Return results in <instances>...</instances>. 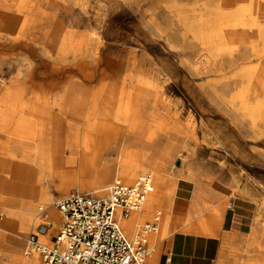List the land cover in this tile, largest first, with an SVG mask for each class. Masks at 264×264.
<instances>
[{
    "label": "rangeland",
    "instance_id": "1",
    "mask_svg": "<svg viewBox=\"0 0 264 264\" xmlns=\"http://www.w3.org/2000/svg\"><path fill=\"white\" fill-rule=\"evenodd\" d=\"M203 1L0 0L12 21L10 29L0 30V101L7 95L15 105L9 115L12 125L0 124V142L49 153L66 129L79 136V152L64 158L73 161L61 167L51 161L42 174L52 208L72 192L94 193L79 190L78 184L85 185L112 164L116 134L138 140L154 137L157 161L151 168L167 174L166 191L173 190L178 173L198 168L193 182L200 190L216 181L230 188L226 203L241 196L251 202L264 243V109L248 119L237 103H231L243 86L236 73L245 61L238 59V53L198 64L201 49L188 24L204 12ZM168 4L175 11L167 10ZM259 19L264 15L260 13ZM224 35L227 39L233 34L224 30ZM120 94H142L134 117H115ZM255 95L248 101L264 104V94ZM0 110H6L1 102ZM11 161L14 168L15 162L27 164L21 156ZM23 175L32 176L30 171ZM11 177L6 186L12 183L14 189L15 171ZM7 203L0 202V208ZM146 203L147 197L140 209ZM34 213L41 216L37 208ZM155 216L159 212L152 210L134 226ZM174 217V222L186 220L178 208ZM38 226H26L23 236L0 232V248L14 244L19 261L27 259L25 240ZM164 228L161 221L157 235H167ZM153 237L148 236L149 247H154ZM42 242L48 244L50 239ZM156 253L155 249L149 254L147 264ZM29 256L41 264L38 255ZM0 264L15 260L0 257Z\"/></svg>",
    "mask_w": 264,
    "mask_h": 264
},
{
    "label": "bare ground",
    "instance_id": "2",
    "mask_svg": "<svg viewBox=\"0 0 264 264\" xmlns=\"http://www.w3.org/2000/svg\"><path fill=\"white\" fill-rule=\"evenodd\" d=\"M201 5L204 7V12L194 17L188 24V30L192 33L193 40L200 45L201 54L198 56V64L205 66L216 58H231L234 53H238V59L243 62L245 61L236 73L237 78L242 82L243 86L239 94H234L231 97V103L238 104L239 111L244 117L254 119L264 109V104L256 101L255 105H253L248 101L250 96L254 98L255 94H264V20L261 21L259 19L260 13L264 15V0H204ZM166 9L170 12L175 11L173 4H168ZM8 12L9 10L5 6L0 7V30L1 28L10 29L11 27L12 21H9ZM239 29L242 32L237 34V30ZM224 30H230L234 37L232 35L226 39ZM252 90H254V94H246ZM141 96L142 94H120L117 100L118 109L116 110L115 117L117 119H119L118 117L127 119L134 117L137 112H135L134 107L139 103ZM0 102L7 110H0V124L12 125L9 115L10 109L14 110L15 105L7 95L3 96ZM254 115L255 117H253ZM72 130L68 128L67 133H65V140L62 143L54 142L49 153L43 150L25 151L18 145L10 148L7 144L0 142V202H8L9 204H7H11L12 206L8 208V205H4L9 212L5 214L0 223V232L23 236L26 226L51 223L52 228L45 235L39 236L42 241L47 242L55 230H57L61 223V215L55 208L51 207L49 186L44 185L41 179L43 172L49 169L51 161L58 167L67 163V161L60 157L61 149L79 152V136L76 131ZM113 140L115 158L112 164L105 165L85 185L79 183L78 189L93 191L94 193L85 194L103 199L107 195V190L115 178L121 179L125 184H132L133 180H136L139 175H148L152 182V188L148 196H146L147 203L141 209L139 208L136 212L131 213L126 219H122L119 226L123 236L125 235L124 237L127 240L131 239V242H136L139 228L142 225L151 224L156 220L157 230L149 234L155 236L160 230L161 222L158 216L153 217L150 222L141 225L134 226V223L141 216L152 210L161 212L162 201L167 195V178L148 171L143 166L156 141L154 137H148L143 140L133 139L125 133L116 134ZM2 156L8 158H3ZM14 156L15 158L21 156L27 164L23 165L21 162H15L14 168L11 161ZM72 161L73 159L68 163ZM14 171L15 190L12 183L6 186L9 179L12 178L11 175ZM25 171H30L32 176L29 179L24 178L23 174ZM199 174L198 170L194 173L196 178H198ZM187 181L193 182L191 179ZM198 185L196 184L197 189L199 188ZM63 189L64 187L61 188V190ZM42 205L48 208V213L45 212L46 217L41 214V216H37L34 213L35 208L37 210H45ZM186 205L180 208L175 204L172 211L173 218L169 222L164 223V229L167 234L169 233V226L175 219V209L178 208L182 213H185ZM10 210H15V213H12ZM115 214L116 212H114ZM259 249L262 251V246H259ZM18 250V248L13 246H9L5 250L0 248V257H6L11 261L15 260V264H39L37 257L29 256L28 254H25V258L27 259L19 261V257L21 256ZM154 252L155 248L152 247L149 254L151 255ZM155 259V257L151 259L152 264H155Z\"/></svg>",
    "mask_w": 264,
    "mask_h": 264
},
{
    "label": "crops",
    "instance_id": "3",
    "mask_svg": "<svg viewBox=\"0 0 264 264\" xmlns=\"http://www.w3.org/2000/svg\"><path fill=\"white\" fill-rule=\"evenodd\" d=\"M65 133L61 136L62 140L55 142L62 143L65 140ZM69 152L71 151L61 149L59 156L62 159L67 158ZM156 161L152 149L145 160L146 169L165 176L169 181L165 172L157 167L151 168ZM197 170L198 168L187 167L185 171L178 173L173 190L167 191L162 201L158 216L160 222L167 223L173 218L175 204L182 208L187 203L186 220L183 218L175 220L169 226V234L155 235L152 238L157 251L155 264H264L263 237L256 230L255 211L251 202L241 196L226 203L225 199L230 198L228 195L230 188L216 181L211 182L203 191L197 189L194 182L187 181L188 179L193 181ZM184 186H189L190 189L184 192ZM7 212L8 209L0 208V223ZM38 212L43 215L45 210ZM41 226L42 224L35 229V233ZM26 232L27 229L24 234ZM52 236L53 234L50 240ZM147 242L149 246V240ZM10 246L15 247L14 244ZM24 246L26 248V244ZM259 246H262V251Z\"/></svg>",
    "mask_w": 264,
    "mask_h": 264
},
{
    "label": "built area",
    "instance_id": "4",
    "mask_svg": "<svg viewBox=\"0 0 264 264\" xmlns=\"http://www.w3.org/2000/svg\"><path fill=\"white\" fill-rule=\"evenodd\" d=\"M151 188L150 177L142 175L132 184L114 180L103 199L72 192L55 205L61 225L50 243L39 239L52 228L46 223L40 227L44 232L25 240L26 253L38 255L42 264H147V237L156 232L157 221L142 225L133 244L123 236L119 223L140 208Z\"/></svg>",
    "mask_w": 264,
    "mask_h": 264
},
{
    "label": "water",
    "instance_id": "5",
    "mask_svg": "<svg viewBox=\"0 0 264 264\" xmlns=\"http://www.w3.org/2000/svg\"><path fill=\"white\" fill-rule=\"evenodd\" d=\"M179 164H180L179 161L176 162V166H179ZM39 232H41V233L44 232V229L43 228H40Z\"/></svg>",
    "mask_w": 264,
    "mask_h": 264
}]
</instances>
